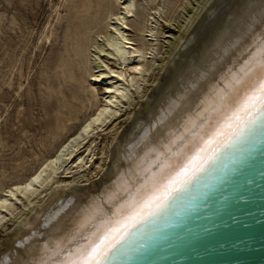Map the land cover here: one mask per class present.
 <instances>
[{
  "label": "bare ground",
  "instance_id": "6f19581e",
  "mask_svg": "<svg viewBox=\"0 0 264 264\" xmlns=\"http://www.w3.org/2000/svg\"><path fill=\"white\" fill-rule=\"evenodd\" d=\"M188 2L63 0L58 74L70 103L82 100L86 88L94 102L83 119L73 118L74 129L52 155L2 190L0 226L11 218L17 224L1 243L0 264H81L100 246L99 264L130 226L159 211L172 189L264 107L241 110L264 81V0L212 1L192 29L194 19L179 27L162 57V20H176ZM148 81L151 89L132 109ZM97 83L104 85L102 100ZM128 109L123 133L121 125L112 127L115 134L99 149L96 135ZM90 169L99 179L89 186L73 184L88 182L87 175L68 180Z\"/></svg>",
  "mask_w": 264,
  "mask_h": 264
},
{
  "label": "rangeland",
  "instance_id": "374dc122",
  "mask_svg": "<svg viewBox=\"0 0 264 264\" xmlns=\"http://www.w3.org/2000/svg\"><path fill=\"white\" fill-rule=\"evenodd\" d=\"M212 1L216 0H209L208 4L206 2L207 6L204 5L203 9L199 2L204 4V0H189L185 7H179L176 20H162L160 28L163 34L159 41L163 45L162 57H166L169 47L177 40L179 27L186 24L190 26L195 20L190 26L192 29ZM62 2L63 0H0V194L4 188L23 181L44 159L52 155L74 129L77 120L73 118L83 119L92 109L90 103L93 99L87 88L80 89L82 100H78L79 103L76 100L70 103L68 85L58 74L59 55L64 51L63 30L59 28L61 19L57 15ZM138 3L144 4V0H138ZM200 10L201 15H197L196 12ZM162 63L160 57L156 59L155 66L159 68ZM149 81L142 92L133 98L132 109L140 106L139 103L137 105L138 100L146 89H151ZM85 84L88 85V81ZM96 86L102 100L104 85L97 83ZM128 114L129 109L121 112L116 125L109 124L107 130L96 135L99 149L103 147L104 141L111 139L118 126L123 127L119 129L121 133L118 136L123 133ZM131 117L133 119L135 113ZM112 127H115L114 130ZM100 157L101 150L95 156L96 164L101 161ZM109 162L110 158L105 171ZM91 168H94L93 164ZM91 171L92 169L76 173V176L68 180L87 175L89 183L84 181L85 183L73 184L89 186L90 182L99 179H94ZM11 219L5 226H0V247L17 224L14 223V218Z\"/></svg>",
  "mask_w": 264,
  "mask_h": 264
},
{
  "label": "water",
  "instance_id": "95a60500",
  "mask_svg": "<svg viewBox=\"0 0 264 264\" xmlns=\"http://www.w3.org/2000/svg\"><path fill=\"white\" fill-rule=\"evenodd\" d=\"M235 134L99 264H264V107Z\"/></svg>",
  "mask_w": 264,
  "mask_h": 264
},
{
  "label": "snow or ice",
  "instance_id": "6c2138e0",
  "mask_svg": "<svg viewBox=\"0 0 264 264\" xmlns=\"http://www.w3.org/2000/svg\"><path fill=\"white\" fill-rule=\"evenodd\" d=\"M257 103L264 104V81L261 82L259 87V96H251L249 97L244 105L242 106V111L245 115H247L249 112L252 111L253 108L256 107ZM235 119H241L238 114H234ZM229 128L231 125H227ZM104 249L100 246H97V248H94L88 256L81 262V264H98L96 257L103 254Z\"/></svg>",
  "mask_w": 264,
  "mask_h": 264
}]
</instances>
